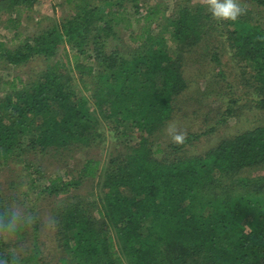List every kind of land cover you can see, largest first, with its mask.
Returning <instances> with one entry per match:
<instances>
[{
	"label": "trees",
	"instance_id": "trees-1",
	"mask_svg": "<svg viewBox=\"0 0 264 264\" xmlns=\"http://www.w3.org/2000/svg\"><path fill=\"white\" fill-rule=\"evenodd\" d=\"M8 1L28 9L37 0ZM69 1L74 11L51 28L15 46L0 40V60L7 64L19 66L39 56L52 61L37 79L2 81L14 92L0 97V171L4 164L11 172L18 167L13 164L23 165L19 175L5 184L0 180V208L15 201L37 219L7 243L0 239V258L11 259L15 252L17 264H49L42 256L40 200L68 197L51 211L59 264H264V177L240 175L264 165V122L204 155L179 153L215 127L188 132L184 145L169 143L172 159L156 158L162 149L154 151L151 140L173 118L175 101L189 87L185 54L211 30L227 35L240 81L252 91L247 102L264 111V26L249 7L264 11V0L240 1L247 14L222 30L204 5L184 6L171 15L151 6L143 15L140 0ZM143 22L141 44L132 55L106 52V40L118 36L116 27ZM162 22L173 51L149 27ZM7 24L16 30L20 17ZM66 43L70 48L62 60L58 52ZM212 60L222 74L217 52ZM227 85L232 96L221 123L236 114L242 100ZM113 117L130 122L132 129L110 149L103 166L90 157L73 177L60 171L47 177L39 163L21 159L30 151L96 142L91 137ZM87 179H99L97 200L74 195Z\"/></svg>",
	"mask_w": 264,
	"mask_h": 264
},
{
	"label": "rangeland",
	"instance_id": "rangeland-1",
	"mask_svg": "<svg viewBox=\"0 0 264 264\" xmlns=\"http://www.w3.org/2000/svg\"><path fill=\"white\" fill-rule=\"evenodd\" d=\"M242 2V0H240ZM100 4H103L99 1ZM143 5L142 14L147 13L148 7L160 8L161 15H171L179 8L190 6L191 9L199 5H203L202 0H140ZM99 4V5H100ZM125 4V3H124ZM74 3L69 0H37L30 8L25 9L22 5L15 6L8 0H0V40L10 41L12 45H16L26 36H33L42 31L51 28L58 21L64 20L70 13L74 11ZM129 5V4H127ZM245 5V4H244ZM246 6V5H245ZM101 7V5H100ZM253 15L264 26V11L254 9ZM205 7V13H207ZM20 17V26L16 30L9 27L7 22L10 18ZM218 29L222 30L225 27L233 28L231 22H219ZM150 23H147L149 25ZM12 25V24H10ZM143 23L134 24L133 27L127 28L124 26L116 27L118 36L106 40V52L118 51L121 56L128 57L132 55L138 45V37L143 33ZM165 22L161 25H149L155 35H163L165 38V46L169 51L175 49V44L172 42L170 33L164 28ZM210 34L206 35L197 45L192 47L185 54L183 61L184 75L188 81L189 87L178 96L175 101V111L173 118L170 121H176L182 130L188 132L200 133L211 127H215V131L201 136L191 145L187 146L183 153L186 155H204L209 150L215 148L226 138H230L243 130L252 128L253 126L264 122V111L252 108L247 102V98H251L252 91L244 86L239 74L238 61L234 57V50L230 47L226 40L227 35H220V31L211 30ZM69 49L68 43L63 44L58 52L59 59L64 60V49ZM214 52L220 55L222 74H220L216 63L212 60ZM57 57V56H56ZM52 62L44 57H37L29 63L19 66H12L0 60V97L5 98L7 94H13L14 90L9 85H4L2 81L12 79L16 76H22L25 81L37 79L40 75V70L45 65ZM225 75V78L223 77ZM232 84L238 98L242 97L236 114L226 121L219 122L221 113L227 107V99L232 96L229 85ZM77 86L81 85L77 82ZM84 94V93H83ZM107 124V125H106ZM130 122H118L113 117L108 119L106 123L102 122L100 133L97 138H92L96 142L80 143L79 147L70 149H47L45 151H30L28 154L21 156V159H28L39 163L47 177L60 171L73 177L81 168L84 159L93 157L102 160V166L105 165L110 149H113L115 144L123 141L127 133L131 131ZM163 127L153 137H151L153 150L157 151L161 148L162 151L155 153V157L159 159H172L175 155H170L168 144L171 139L165 134ZM166 153V155L164 154ZM18 166L14 172L7 169V164L2 165L0 171V180L3 184L14 178L19 167L23 163L13 164ZM18 174V175H19ZM241 176L247 177H264V165L245 168L240 173ZM99 179H87L84 184L74 191V195L79 198L91 197L97 200L100 194L97 184ZM6 186V185H5ZM4 186V187H5ZM109 189H106L108 191ZM68 197L55 199L54 197H44L40 200V217H41V234L43 258L49 264H59V258L62 255L57 247L54 236V229L50 222L52 208L65 200Z\"/></svg>",
	"mask_w": 264,
	"mask_h": 264
},
{
	"label": "clouds",
	"instance_id": "clouds-1",
	"mask_svg": "<svg viewBox=\"0 0 264 264\" xmlns=\"http://www.w3.org/2000/svg\"><path fill=\"white\" fill-rule=\"evenodd\" d=\"M203 5L217 22H237L240 17L247 14V7L240 0H202ZM165 134L172 143L184 145L187 140V131L182 130L176 121H169L164 129ZM35 217L26 208L15 201L7 206V210L0 208V239L8 242V237L32 226L36 222ZM18 257L15 252L11 259L0 258V264H17Z\"/></svg>",
	"mask_w": 264,
	"mask_h": 264
}]
</instances>
